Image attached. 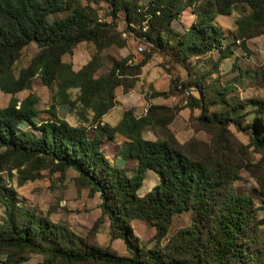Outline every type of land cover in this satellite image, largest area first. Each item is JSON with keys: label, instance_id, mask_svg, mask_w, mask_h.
<instances>
[{"label": "trees", "instance_id": "1", "mask_svg": "<svg viewBox=\"0 0 264 264\" xmlns=\"http://www.w3.org/2000/svg\"><path fill=\"white\" fill-rule=\"evenodd\" d=\"M90 1L106 3L110 21L99 20L90 5L78 0H0V90L10 94L29 90L37 75L45 86L55 85L61 102L70 106L78 102L83 116L89 111L96 130L89 136L85 127L69 124L54 108L49 118L39 120L38 98L30 92L21 100L12 96L0 107V148L4 154L21 159L20 164L33 161L61 173L74 170L80 186L100 198L101 214L94 225L107 219L110 239H121L128 254L120 255L92 236H77L48 216L19 206L14 190L2 187L0 198L7 218L0 226V252L6 255V264L26 261L27 253L41 254L39 264H264L262 219L257 217L253 199L237 193L233 186L244 165L241 160H232L230 165L229 160L225 164L212 157L225 150L228 156L233 153L222 141H226L231 113L245 104L231 102L219 118H207L202 113L209 102L201 94L190 96L191 113L192 108H199L201 114L196 119L207 129L216 128L215 134L210 132V148H193L195 142H179L168 128L175 112L165 105L151 104L140 117L127 109L115 125H100L102 116L118 103L117 88L124 93L134 88L150 52L134 63H129L128 56L113 61L107 73L98 74L102 51L125 45L116 31L120 11L126 32H134L152 45V50L171 51L173 60L181 64L214 50L220 59L231 54L223 50L224 37L215 19L230 15L237 5L245 6L248 13L236 18L234 37L246 40L264 34V0H149L143 13L139 0ZM185 10L193 14V20L184 32H178L172 21ZM65 11L68 13L61 18L49 19V15ZM144 20L145 30L135 31L133 27ZM80 42L92 43L94 51L74 70L62 57L71 55ZM30 43H35L38 51L16 75L14 63ZM232 65L235 67L234 62ZM171 87L176 88L174 81ZM70 89L78 90L75 101L69 97ZM219 101L227 102L224 98ZM255 105L258 107L257 102ZM253 109L246 111L250 143L264 155V123L258 120L259 108ZM23 122L28 123L29 130L22 128ZM147 125L161 131L155 132L154 140L142 136ZM103 133L125 138L120 153L136 161L133 173L104 156ZM146 170H152L159 181L140 196ZM186 210L191 212L190 222L168 234L173 216ZM136 219L154 227L151 247L133 231L131 222ZM96 230L94 226L90 233Z\"/></svg>", "mask_w": 264, "mask_h": 264}, {"label": "rangeland", "instance_id": "2", "mask_svg": "<svg viewBox=\"0 0 264 264\" xmlns=\"http://www.w3.org/2000/svg\"><path fill=\"white\" fill-rule=\"evenodd\" d=\"M148 1L139 0L143 7L140 9L141 13L144 12ZM78 2L82 5H90L96 11L99 20L110 21L106 3H94L90 0H78ZM67 13L68 11L53 13L49 15V19L61 18ZM247 13L245 6L237 5L230 15L216 16L215 23L221 26V34L224 37L222 41L223 50L231 53L228 57L220 59L219 52L214 50L210 54L200 57H189L178 64L173 60L171 51L152 50V45L143 41L142 38L136 37L134 32H126L124 14L120 11L117 15L116 31L125 40V45L123 47L110 46L102 51L98 74L107 73L113 61L128 56L130 58L129 63H134L140 59L143 53L150 52L151 56L148 63L141 69L142 73L137 78L133 92L130 93V91L126 98H122L124 105H119L117 109L123 112L132 108L136 114H141L144 112V107L146 110L149 103L153 102L152 98H155V102L166 104L165 106L174 110L175 118L170 126L181 143L195 142L193 148H202L203 150L210 148L212 141L210 132L215 134L216 128L209 127L212 130L209 128L208 130L203 122L196 119L201 114L199 108H192L191 113L188 108L190 96L198 97L201 94L203 99L209 102L207 111L202 113L207 118H219L225 112L227 104H231V102L245 104L237 112L231 113L233 122L228 123L225 132L226 141H222L230 151L233 150V153L228 156V150H225L224 153L212 157L225 164L229 160L230 165H232V160L234 162L235 160L242 161L244 167L238 170L239 177L234 181L233 186L237 193L249 195L253 199L257 217L262 219L260 241L264 248V155L258 147L250 143L249 119L248 114H246L250 107L259 108L261 114L258 116V120L264 123V41L258 39L264 34L250 38V41L248 39H236L233 35L236 18L240 14ZM192 19L193 16L188 11H184L179 18L172 21V27L178 32H184L190 26ZM145 24L146 20L142 21L140 26L133 28L135 31H144L145 27L143 26ZM37 51L38 47L35 43H30L23 48L20 57L14 63L13 69L16 75L22 67L30 62ZM93 51L92 43H80L74 48L71 55H64L62 60L71 63L74 69H77L89 60ZM218 61L221 63L218 64ZM233 62L235 67L232 65ZM173 81L176 83V88L171 87ZM30 92L38 98L36 107L39 111V120L49 118V113L54 108L58 117L73 126L85 127L89 136L96 133L93 127L92 114L89 111H86L83 116L82 107L78 102L74 106L61 102L56 96L55 85L45 86L37 75L33 78L29 90L25 89L15 94L0 90V107L6 106L12 96L21 100ZM157 93H164L165 95H154ZM68 94L70 99L75 101L78 90L70 89ZM116 95H125L121 87L117 88ZM220 98H224L227 102L220 103ZM255 102L258 103V107ZM21 126L27 130L30 129L27 122H23ZM152 130L154 133L160 131L156 127H153ZM111 136L112 134L103 133L102 138L106 142V148L110 151H113L114 148L119 150V146L108 138ZM145 136L152 138L153 134L151 131L145 130ZM202 149L199 151L201 152ZM120 154L118 152L117 155L120 156ZM222 154H224V158H220ZM20 161L19 158L4 154V148H0V188L7 187L14 190L15 201L19 206H23L38 215L48 216L52 221L68 228L77 236H92L95 242L111 247L120 255L128 254L121 239H110L108 220L97 221L94 225L101 214L100 198L98 194L92 195L86 188L80 186L76 180L77 173L74 170L68 169L61 173L53 171L49 167H42L40 163L32 161L20 164ZM152 175L153 172L149 171L146 181ZM157 182L158 180L154 179L151 188ZM190 213L189 210H186L175 215L169 234L186 226L190 222ZM6 218L5 204L0 198V226ZM94 226H97L96 232L90 233ZM134 229L142 243L151 247L155 232L154 227L147 221L140 220L135 222ZM5 260L6 255L0 252V264H6ZM42 260L41 254L27 253V260L20 264H39Z\"/></svg>", "mask_w": 264, "mask_h": 264}, {"label": "crops", "instance_id": "3", "mask_svg": "<svg viewBox=\"0 0 264 264\" xmlns=\"http://www.w3.org/2000/svg\"><path fill=\"white\" fill-rule=\"evenodd\" d=\"M185 11H188L189 13H190V15H192L193 16V14L189 11V10H185ZM184 12V11H183ZM182 12V13H183ZM193 20V19H192ZM192 20H191V22H192ZM191 22H190V24H191ZM258 39H260L259 41H264V36L262 35V36H260ZM248 41H250L249 39H248ZM80 43H86V42H80ZM79 43V44H80ZM94 47V46H93ZM148 63V62H147ZM146 63V64H147ZM219 63H221V61H218V64ZM145 64V65H146ZM144 65V66H145ZM143 66V67H144ZM72 67H73V65H72ZM142 67V68H143ZM80 68V67H79ZM79 68H77V69H74V67H73V69L74 70H78ZM141 68V69H142ZM141 73H142V71H141ZM141 73L139 74V75H141ZM136 85V84H135ZM133 90V89H132ZM132 90H130V91H128L127 93H125V95H120V96H116V99H117V101H118V103H117V105H115L113 108H111L107 113H105L103 116H102V118H101V121H100V125H108V126H113V125H115L119 120H120V118H121V115H122V111H118V109H117V107L119 106V105H124V102L122 101L123 99L122 98H126L127 97V95L128 94H130V93H132L133 91ZM130 92V93H129ZM151 100V99H150ZM150 100H149V102H150ZM154 100H156L155 98H152V101L153 102H151V103H149V105H151V104H154V105H166V104H162L161 102H155ZM121 103V104H120ZM148 105V106H149ZM147 106V107H148ZM124 109H126V108H124ZM128 109H130V108H128ZM132 109V108H131ZM127 110V109H126ZM133 110V109H132ZM190 110V109H189ZM146 111H147V108H146V110H145V107H144V112L143 113H141V114H136L135 113V111L133 110V112H134V114L137 116V117H140V116H143V115H145L146 114ZM174 118H175V116H174ZM174 118H173V120H174ZM172 120V121H173ZM172 121L169 123V125H168V128L170 129V131H172V133L175 135V137L178 139V141L179 142H181L180 141V139L178 138V136H177V134L173 131V129L171 128V126H170V124L172 123ZM94 127V126H93ZM145 130L147 131V132H149V131H151L152 132V134H153V137L152 138H148V137H146L145 136ZM142 136H143V138H145V139H149V140H154L155 138H156V136H155V133L153 132V130H152V127L150 126V125H147V126H145V128L142 130ZM112 142L114 141L115 143H116V145L117 146H119V150H116L115 148H114V150L113 151H110V150H108L107 148H106V142H105V140H104V138H102V141H101V151H102V153L104 154V156L111 162V163H113V164H115V165H117V166H119V167H122V168H124L125 170H126V172L127 173H129V174H131V173H133V171H134V169L136 168V161L135 160H133V159H130V158H124V157H122L121 156V154H120V149H121V146H122V143L124 142V140H125V138L122 136V135H120V134H118V133H114V134H112V136L111 137H108ZM118 152H119V154H120V156L119 155H117L118 154ZM149 171H152V170H146L145 171V174H144V178H143V181H142V185H141V187L139 188V190H138V195H140V196H142L143 194H145L148 190H150L151 189V186H152V181L154 180V179H157L158 181H159V179H158V177H157V175L153 172V175L149 178V180H147L146 181V177H147V173L149 172ZM158 183V182H157ZM141 190H142V192H141ZM141 192V193H140ZM183 213V212H182ZM178 214H181V213H177V214H175V215H178ZM174 215V216H175ZM174 216H173V218H174ZM190 216V215H189ZM173 218H172V222H173ZM107 220V219H106ZM136 221H140L139 219H136V220H133L132 222H131V225H132V228H133V231H135V229H134V225H135V222ZM171 225H172V223H171ZM170 225V226H171ZM170 228H169V232H168V234L170 233ZM136 232V231H135ZM117 240V239H116ZM141 240V239H140Z\"/></svg>", "mask_w": 264, "mask_h": 264}, {"label": "built area", "instance_id": "4", "mask_svg": "<svg viewBox=\"0 0 264 264\" xmlns=\"http://www.w3.org/2000/svg\"><path fill=\"white\" fill-rule=\"evenodd\" d=\"M140 49V48H139Z\"/></svg>", "mask_w": 264, "mask_h": 264}]
</instances>
